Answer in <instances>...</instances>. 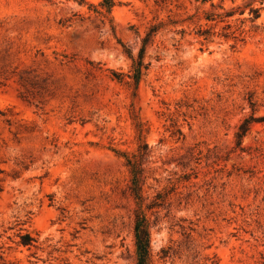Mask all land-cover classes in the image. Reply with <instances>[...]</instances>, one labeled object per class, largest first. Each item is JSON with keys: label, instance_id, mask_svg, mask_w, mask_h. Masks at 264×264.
I'll return each mask as SVG.
<instances>
[{"label": "rangeland", "instance_id": "1", "mask_svg": "<svg viewBox=\"0 0 264 264\" xmlns=\"http://www.w3.org/2000/svg\"><path fill=\"white\" fill-rule=\"evenodd\" d=\"M139 224L264 264V0H0V264H138Z\"/></svg>", "mask_w": 264, "mask_h": 264}, {"label": "trees", "instance_id": "2", "mask_svg": "<svg viewBox=\"0 0 264 264\" xmlns=\"http://www.w3.org/2000/svg\"><path fill=\"white\" fill-rule=\"evenodd\" d=\"M251 11L255 13L254 18H257L260 15L258 8H251ZM143 49L144 48L141 49L140 54L136 58L134 57V54L132 53V51L129 50L128 52L130 57H132L133 59L134 73L132 77L134 78V81L137 84L139 83L140 78L143 74V68L147 67L144 62V52H143L144 50ZM136 235L138 238V247H139V253H140L138 264H147L149 254H150L149 233L147 232V229H145L143 226H141V224H139L136 227ZM20 236H21V239L18 241L19 243H22L28 247L35 245V238L30 233L26 232V233L20 234Z\"/></svg>", "mask_w": 264, "mask_h": 264}]
</instances>
